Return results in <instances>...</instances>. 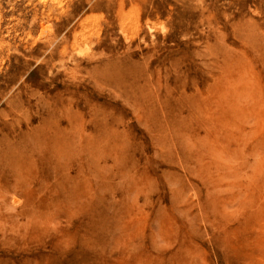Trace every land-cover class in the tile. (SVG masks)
I'll use <instances>...</instances> for the list:
<instances>
[{"label": "rangeland", "instance_id": "374dc122", "mask_svg": "<svg viewBox=\"0 0 264 264\" xmlns=\"http://www.w3.org/2000/svg\"><path fill=\"white\" fill-rule=\"evenodd\" d=\"M38 98L0 264H264V0H0V129Z\"/></svg>", "mask_w": 264, "mask_h": 264}, {"label": "bare ground", "instance_id": "6f19581e", "mask_svg": "<svg viewBox=\"0 0 264 264\" xmlns=\"http://www.w3.org/2000/svg\"><path fill=\"white\" fill-rule=\"evenodd\" d=\"M112 68V67H109ZM5 102L11 108L21 109V102H15L14 96L6 99ZM35 116L25 115L27 130L22 128L23 115L17 114L9 115L3 112L8 126L0 129V169L13 172L14 170L24 169L28 166V155L37 153L43 155L45 153L46 142V113L44 103L41 98L36 99L34 104ZM25 111H21L24 113ZM219 131L221 129L218 127ZM216 139H222L218 137ZM226 144L219 140L211 141L209 143L210 153L217 156L219 152H225ZM2 182V181H1ZM0 182V183H1ZM9 184H14L10 181ZM215 191L211 190L207 194V200L214 199Z\"/></svg>", "mask_w": 264, "mask_h": 264}]
</instances>
